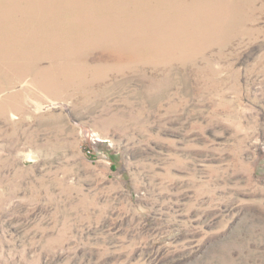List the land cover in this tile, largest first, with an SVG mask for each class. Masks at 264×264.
<instances>
[{"label":"rangeland","instance_id":"obj_1","mask_svg":"<svg viewBox=\"0 0 264 264\" xmlns=\"http://www.w3.org/2000/svg\"><path fill=\"white\" fill-rule=\"evenodd\" d=\"M66 1L0 13V264H264V0H154L116 62ZM144 2L96 8L133 32Z\"/></svg>","mask_w":264,"mask_h":264},{"label":"bare ground","instance_id":"obj_2","mask_svg":"<svg viewBox=\"0 0 264 264\" xmlns=\"http://www.w3.org/2000/svg\"><path fill=\"white\" fill-rule=\"evenodd\" d=\"M6 1L7 0H0V13L3 12L4 8L6 7H10L11 10L12 9L18 11L23 10L22 5L16 4L15 2L7 3ZM28 1L30 5L29 7L30 10L34 8V10L36 11V15H40V16H54V15L60 16V14L62 15L61 11L56 10L55 8L68 6L67 5L68 2L66 0H37V1L28 0ZM40 1L42 3L41 5H39ZM54 1L58 2L59 4L52 3ZM99 1L100 0H87V3H85L83 0L81 1L70 0V4H71L69 6L70 14H73L75 17L82 19V20L79 19L72 20L73 26H70V31H71V35L74 36L79 43L85 44L90 47L99 46L97 48H100L102 51L100 53L101 59L105 61H110V62L120 61L121 58L123 57L121 53L127 51L128 52L125 53L127 57L129 58L135 57L138 53L137 51L139 50V42L143 40V38L142 39L140 38L141 35L140 32H143L141 26H143L145 32L149 30L158 31L161 28V26H157L158 22L156 21V19L154 20L153 24L145 23L146 19L144 18V16L146 15V13L147 12L152 13L151 5H153V14L157 13L158 11L157 5L154 3V0H145L146 3L144 2V6L147 5L150 8V11L142 12L140 15H136L138 18L134 15L132 16L133 22H135L133 24L135 31L131 32L128 26L119 23L118 20L117 27H113V31H116L117 33L112 34V32L106 30L108 29L110 30V27L108 25L109 22L112 23L111 21L113 19H110L111 21L103 19L102 14L96 8V4ZM161 3H163V0H159V4ZM51 4L53 5L52 7ZM159 13H161V11H159ZM211 18H217V17H211ZM119 27H121L124 32H122ZM8 32L9 31L6 30V27L0 30L1 45H4L5 43L10 45L9 43H13L12 40L8 38L9 36L7 37ZM13 41H14L13 46L21 45L19 37H16V39L13 37ZM14 52L15 51H10L9 52L10 56H12ZM105 52H108L109 56ZM89 55L90 54L86 53L84 56L77 58L72 53L69 52L66 56H64L66 62L57 63V64L55 63L56 59H53L51 57L52 65L48 67V69L46 70V72L49 73L47 78H50L51 80H57L59 75L67 76V75L75 74V64H76L75 62L80 61ZM68 57H71L72 59ZM83 66H84V62H81L80 69H82ZM100 69L105 70V65L103 67L95 66L94 68V70H100Z\"/></svg>","mask_w":264,"mask_h":264}]
</instances>
